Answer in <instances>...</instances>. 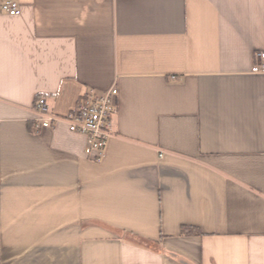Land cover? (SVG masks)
<instances>
[{"label": "crops", "instance_id": "obj_1", "mask_svg": "<svg viewBox=\"0 0 264 264\" xmlns=\"http://www.w3.org/2000/svg\"><path fill=\"white\" fill-rule=\"evenodd\" d=\"M0 12V264H264V0H18ZM118 90L94 163L65 116ZM162 157H159V155Z\"/></svg>", "mask_w": 264, "mask_h": 264}, {"label": "built area", "instance_id": "obj_2", "mask_svg": "<svg viewBox=\"0 0 264 264\" xmlns=\"http://www.w3.org/2000/svg\"><path fill=\"white\" fill-rule=\"evenodd\" d=\"M0 12L9 16L19 13L18 0H0ZM251 73L264 75V52L255 56ZM118 90L113 87L104 93L88 90L65 116L55 115L46 98L35 101L33 131L52 129L64 123L69 132L85 138L84 155L94 163H100L106 153L109 140L114 136L113 119L118 110ZM159 157H162L160 154Z\"/></svg>", "mask_w": 264, "mask_h": 264}]
</instances>
